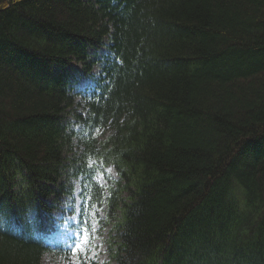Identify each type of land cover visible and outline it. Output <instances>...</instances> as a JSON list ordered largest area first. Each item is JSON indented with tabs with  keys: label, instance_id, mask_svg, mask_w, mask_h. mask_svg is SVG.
Here are the masks:
<instances>
[{
	"label": "trees",
	"instance_id": "1",
	"mask_svg": "<svg viewBox=\"0 0 264 264\" xmlns=\"http://www.w3.org/2000/svg\"><path fill=\"white\" fill-rule=\"evenodd\" d=\"M73 177L115 264H264V0H0V264L70 252Z\"/></svg>",
	"mask_w": 264,
	"mask_h": 264
},
{
	"label": "rangeland",
	"instance_id": "2",
	"mask_svg": "<svg viewBox=\"0 0 264 264\" xmlns=\"http://www.w3.org/2000/svg\"><path fill=\"white\" fill-rule=\"evenodd\" d=\"M90 50L93 51L94 49L91 48ZM100 55L101 52L98 54V56ZM100 68V64H97L94 67L95 73H98ZM90 81L91 79L88 78L85 81L84 78L81 85H84ZM108 134V130L99 131V136L101 139H105ZM106 170L111 174L112 177H119L113 165L106 166ZM66 171L67 168L66 170L62 171L61 178L58 180V183L65 181ZM98 178L102 183L107 184V179L102 173H99ZM72 180L74 182V189L72 193L65 192L57 195V192H54L50 197L47 198L49 202L58 204V208L53 213L58 228L56 232L50 236L49 240L53 243H56L57 241L67 242L66 246H71L72 242L75 240L74 238L77 237L75 228L70 224L77 221L76 212H74L73 209H78L80 202V184L78 177H73ZM50 184H52L53 187L58 188L56 183ZM72 197H74L75 200H73ZM98 209L99 216L96 217V219L101 218V220L97 223H95L96 219L92 220L95 223L93 232L94 239L88 247L89 257L87 258V264H115V260L113 258V253L115 251V239L113 237L115 234V220L109 218L106 215V205L103 207H98ZM78 262V253L74 252L73 250H71L69 254L46 253L42 260V264H76Z\"/></svg>",
	"mask_w": 264,
	"mask_h": 264
},
{
	"label": "snow or ice",
	"instance_id": "3",
	"mask_svg": "<svg viewBox=\"0 0 264 264\" xmlns=\"http://www.w3.org/2000/svg\"><path fill=\"white\" fill-rule=\"evenodd\" d=\"M73 251L79 253V248L76 247V248L73 249Z\"/></svg>",
	"mask_w": 264,
	"mask_h": 264
}]
</instances>
